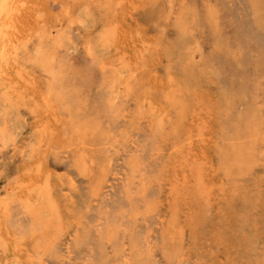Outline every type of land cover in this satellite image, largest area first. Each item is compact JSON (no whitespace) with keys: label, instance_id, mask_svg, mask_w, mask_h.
I'll list each match as a JSON object with an SVG mask.
<instances>
[{"label":"rangeland","instance_id":"1","mask_svg":"<svg viewBox=\"0 0 264 264\" xmlns=\"http://www.w3.org/2000/svg\"><path fill=\"white\" fill-rule=\"evenodd\" d=\"M0 264H264V0H0Z\"/></svg>","mask_w":264,"mask_h":264}]
</instances>
